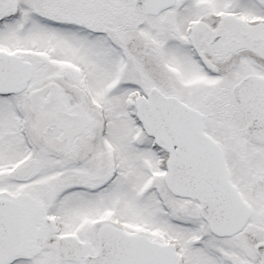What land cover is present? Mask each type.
Returning <instances> with one entry per match:
<instances>
[{
	"label": "snow or ice",
	"instance_id": "obj_1",
	"mask_svg": "<svg viewBox=\"0 0 264 264\" xmlns=\"http://www.w3.org/2000/svg\"><path fill=\"white\" fill-rule=\"evenodd\" d=\"M0 264H264V0H0Z\"/></svg>",
	"mask_w": 264,
	"mask_h": 264
}]
</instances>
